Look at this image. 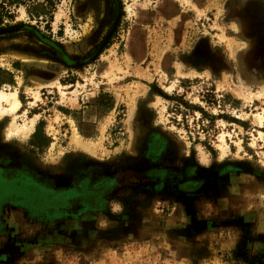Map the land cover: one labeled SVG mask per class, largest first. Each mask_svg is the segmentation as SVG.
Masks as SVG:
<instances>
[{
    "label": "rangeland",
    "instance_id": "obj_1",
    "mask_svg": "<svg viewBox=\"0 0 264 264\" xmlns=\"http://www.w3.org/2000/svg\"><path fill=\"white\" fill-rule=\"evenodd\" d=\"M119 1L0 25V264H264V0Z\"/></svg>",
    "mask_w": 264,
    "mask_h": 264
},
{
    "label": "bare ground",
    "instance_id": "obj_2",
    "mask_svg": "<svg viewBox=\"0 0 264 264\" xmlns=\"http://www.w3.org/2000/svg\"><path fill=\"white\" fill-rule=\"evenodd\" d=\"M114 2L117 4V16L119 15V13H120V11H121V6H120V4H119V1L118 0H114ZM114 18H116V16L114 17ZM114 18H113V21H114V23L116 22V20H117V18H116V20H114ZM112 21V22H113ZM107 32L108 31H106V33H105V35L107 34ZM105 35L103 36V38L105 37ZM106 39V38H105ZM105 42V40L103 39V41H102V44ZM102 44H100L99 46H97L95 49H94V51L95 52H97L98 50H99V48L102 46ZM94 52V53H95ZM95 55V54H94ZM65 59V61L64 62H66V64L67 63H73V59L71 60V59H68V58H64ZM75 62V61H74ZM7 102V107H6V109H8L11 113H13V111H15L16 110V108L19 106V100L17 99V97H16V92H15V90H10V91H5V90H3V89H0V114L2 113V112H4V110H5V108L3 107V105H2V102ZM12 116V115H11ZM12 126V125H11ZM16 126L17 125H13V128H10L9 127V131L11 132L12 130H15V129H18L19 128V126L16 128ZM22 130L24 131V132H26V131H28L29 130V128H30V125H23L22 127Z\"/></svg>",
    "mask_w": 264,
    "mask_h": 264
},
{
    "label": "trees",
    "instance_id": "obj_3",
    "mask_svg": "<svg viewBox=\"0 0 264 264\" xmlns=\"http://www.w3.org/2000/svg\"><path fill=\"white\" fill-rule=\"evenodd\" d=\"M23 1L25 0H0V25L3 23L5 18H9L12 16L9 6L11 4H19ZM51 5H52V1H51Z\"/></svg>",
    "mask_w": 264,
    "mask_h": 264
},
{
    "label": "water",
    "instance_id": "obj_4",
    "mask_svg": "<svg viewBox=\"0 0 264 264\" xmlns=\"http://www.w3.org/2000/svg\"><path fill=\"white\" fill-rule=\"evenodd\" d=\"M119 1V0H118ZM119 4H120V1H119ZM116 7H117V4H116ZM116 18H117V20H116V18H114V20H116V22L114 23V21H113V23H112V26H111V28L109 29V31L107 32V34L105 35V37L103 38L105 41L107 40V38L109 37V35L111 34V32L113 31V29L115 28V26H116V24H117V22H118V18H119V15L117 16V12H116ZM18 28H20L18 25H13V26H8V27H0V34H3V33H7V32H10V31H13V30H16V29H18ZM106 38V39H105ZM103 39H102V41H103ZM102 41L100 42V44H102ZM105 43V42H104ZM103 43V44H104ZM99 44V45H100ZM102 44V45H103ZM98 45V46H99ZM98 48V47H97ZM101 48V47H100ZM99 48V49H100ZM95 52V51H94ZM98 52V51H97ZM97 52H95V53H93V55L90 57V58H92V57H94L96 54H97ZM95 54V55H94Z\"/></svg>",
    "mask_w": 264,
    "mask_h": 264
},
{
    "label": "crops",
    "instance_id": "obj_5",
    "mask_svg": "<svg viewBox=\"0 0 264 264\" xmlns=\"http://www.w3.org/2000/svg\"><path fill=\"white\" fill-rule=\"evenodd\" d=\"M16 92V91H15ZM19 105H20V102H19ZM19 107V106H18ZM18 107L16 109H18Z\"/></svg>",
    "mask_w": 264,
    "mask_h": 264
}]
</instances>
